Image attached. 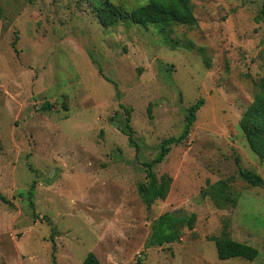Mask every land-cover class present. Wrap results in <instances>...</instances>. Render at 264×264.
<instances>
[{
  "label": "rangeland",
  "instance_id": "1",
  "mask_svg": "<svg viewBox=\"0 0 264 264\" xmlns=\"http://www.w3.org/2000/svg\"><path fill=\"white\" fill-rule=\"evenodd\" d=\"M102 1L131 12L148 0H0V264H82L90 252L99 264H264V161L240 125L264 76L263 0H190L193 26L110 27ZM201 97L188 137L154 165L167 196L148 206L144 164ZM174 211L194 225L148 246ZM217 237L258 255L221 260Z\"/></svg>",
  "mask_w": 264,
  "mask_h": 264
},
{
  "label": "trees",
  "instance_id": "2",
  "mask_svg": "<svg viewBox=\"0 0 264 264\" xmlns=\"http://www.w3.org/2000/svg\"><path fill=\"white\" fill-rule=\"evenodd\" d=\"M97 17L104 27H110L123 19H129L140 26L148 25H190L197 23L190 0H148L131 12H124L120 7L110 1H102L96 7ZM256 21H264V0ZM204 104V98H199L188 109L185 129L179 136H172L162 141L160 152L149 162H145L148 182L139 186L144 203L151 206L156 200L167 196L170 177L159 178L154 171V165L163 161L172 144H178L188 137L191 127L197 119V111ZM131 110L127 109L128 118L122 126V131L128 135L130 142L135 143V132L129 122ZM240 125L251 150L264 161V76L259 82V92L254 96L252 103L244 111ZM242 176L253 185L263 183V178L252 170L242 171ZM195 214H183L182 211L165 212L159 216L153 226L148 246H162L166 243L177 242L185 227H192ZM216 245L217 256L221 260L243 257L254 260L258 249L252 245L237 241L230 237H217L213 239ZM82 264H99L97 256L90 252Z\"/></svg>",
  "mask_w": 264,
  "mask_h": 264
}]
</instances>
